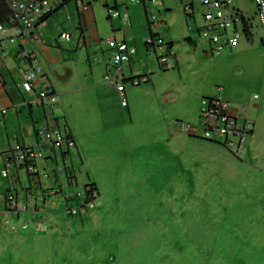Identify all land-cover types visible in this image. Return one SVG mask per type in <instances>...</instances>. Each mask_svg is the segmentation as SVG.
I'll return each mask as SVG.
<instances>
[{"label":"rangeland","instance_id":"374dc122","mask_svg":"<svg viewBox=\"0 0 264 264\" xmlns=\"http://www.w3.org/2000/svg\"><path fill=\"white\" fill-rule=\"evenodd\" d=\"M116 1L121 14L128 16L140 55L137 63L152 68L151 81L139 86L124 83L127 107L103 89V78L95 95L64 93L56 85L59 97L45 109L47 116L60 128L82 135L79 141L75 138L82 161L75 149L66 154L65 149H55L51 154L39 135L33 148L47 159L37 162L38 181L19 170L9 185L13 171L3 178L0 166V196L29 190L38 201L34 213L8 215L0 200V264H264V45L254 3L233 0L250 19V39L243 37L239 45L211 55L203 53L206 43L194 23V31L187 30L191 22L178 0ZM94 7L104 44L105 32L112 34L108 10L101 0ZM151 15L157 22L163 20L173 35L169 38L161 29L163 47H156L155 53L145 50ZM116 21L120 30L126 29L122 20L112 19ZM45 23L36 28L39 37L63 57L85 64L87 56L90 61L98 57L92 48H67L73 37L56 41L62 31L70 33L64 9ZM187 37L197 45L196 53ZM169 42L175 59L159 64ZM169 90L174 95L165 101L163 94ZM216 96L247 106L246 117L254 122L239 159L176 127L187 123L201 131V101ZM39 115L41 122L35 121L43 131L46 118L41 107ZM25 123H31L28 109L20 118V124ZM6 132L0 129V146L9 148L17 140H7ZM62 166L55 176L56 167ZM92 183L97 191L94 207L86 215L66 213L65 201L73 206L71 197ZM45 217L43 226L40 220ZM7 220L9 226L3 223Z\"/></svg>","mask_w":264,"mask_h":264},{"label":"built area","instance_id":"2783aa9c","mask_svg":"<svg viewBox=\"0 0 264 264\" xmlns=\"http://www.w3.org/2000/svg\"><path fill=\"white\" fill-rule=\"evenodd\" d=\"M67 0H4L8 9V17L3 23H0V53L3 57H7L4 41L8 43H17L19 49L15 57L20 61H25L28 68L22 73L21 88L24 92L31 96L28 104L32 107L47 109L52 107L58 98L57 92L52 86L36 92L34 84L42 75V66L38 59L35 44L39 43L36 34V28L45 23L47 15L52 12L54 7L63 6ZM85 7L96 3V0H82ZM131 2H140L141 0H130ZM256 7V16L261 31V41L264 45V0H252ZM185 17L190 20L187 25L188 31L195 30L201 39L206 43V51L217 55L223 49H230L240 43L245 38L244 19L242 13L233 5V0H180ZM110 17L121 18L124 25H128V17L126 13L120 14L112 9L109 10ZM151 26L159 28L163 26V22H157L154 15L149 17ZM60 40L68 41L69 34L61 33L58 37ZM161 44L158 38L149 37L146 41L147 50L155 51L156 47ZM193 51H198L197 45L193 44ZM135 53L133 47H129L124 43L116 44L111 53L112 66L120 71L122 63L130 60L131 55ZM169 55L172 51L169 50ZM158 62L164 64L165 58H159ZM43 77V75H42ZM104 82L115 88L119 95V101L122 107L126 106V97L124 94V84L120 77H113L107 72L103 77ZM146 76L133 77L130 83L133 86L146 83ZM254 95L251 100L256 99ZM247 107L244 105H232L220 96L203 98L200 104V124L201 131L196 127L187 123H177L176 127L185 135L196 137L217 145L222 146L228 153L236 158H240L244 153V142L251 136L254 123L246 117ZM5 110L0 108V114H4ZM43 147L49 149L53 154L55 149H65V154L75 149V144L71 138L66 126L60 128L54 126L46 128L39 132ZM66 156L63 157L65 159ZM44 158L40 152H35L34 148L23 146L15 141L5 152L3 159V169L1 176L7 178L11 170H24L26 174L33 180L38 181L37 162ZM64 166V165H63ZM62 167H56L55 176L63 170ZM97 197V191L91 187H84L82 192H77L72 196L70 201L75 204L68 206L65 201L66 213L71 216L86 215L93 207L94 200ZM27 201V202H25ZM43 201V199L41 200ZM4 212L5 214L34 213L38 201L33 199L29 194V190L19 195L17 192H9L4 195ZM1 223V222H0ZM9 226V221H4ZM22 229H26L27 225L23 224ZM13 227H9V231H13Z\"/></svg>","mask_w":264,"mask_h":264},{"label":"crops","instance_id":"0c3cea01","mask_svg":"<svg viewBox=\"0 0 264 264\" xmlns=\"http://www.w3.org/2000/svg\"><path fill=\"white\" fill-rule=\"evenodd\" d=\"M101 1L103 2V6L106 8V10H108L107 20L110 21V29L112 32L111 34L109 29L107 30V32H105L104 36H107V39H105L104 44L102 43V34H100L98 28L96 8L94 7V5L98 3V0H96V3L88 5L87 7H85L86 3L82 0H67L62 7H54L52 9V12L46 17V19L49 18L61 8L65 10L67 20L69 22L70 33L66 31H62L61 33L69 34L70 38L68 41H65L60 40L58 36L57 40H55L69 42L73 37L74 40L72 44H65L67 48H73V46H77L85 48L86 51L88 48H92L93 55H96L98 57H94L90 61V58L87 56L86 64L83 61L77 62V58H68L66 55L65 57H63L62 52L59 51L58 48L52 46L53 44H51L50 42L42 40L36 30V34L39 38V43L35 44L34 48L36 50V53H38L39 57L41 58V64H43V77L42 75L41 77L39 76L38 80L34 84V90L36 92L44 89L47 86H52L57 92L56 85H60V90L64 93H79L82 91H87L88 93L90 92L91 95H95V91L98 88L103 87V85L101 84V79L107 72H109L113 77H120L124 83H130L131 78L139 76H146L148 82L151 81L150 74H152V68H150V66L137 63L140 55L137 51V46L134 44V35L132 34V37L130 35L129 24L124 25V27L126 28L125 30H120L118 22H112V19H116L117 17H110V9L121 14L117 1L113 0V5L110 4V0ZM138 3L145 4V0H141ZM118 19L122 20L121 18ZM245 19L249 21V25L251 27L250 19L246 17ZM160 21L164 22L163 20ZM45 24L46 23H44L43 25ZM161 29H164L163 33L165 34L168 31L169 38L173 36L171 35V33H169V27H167V30H165L164 25L160 26L159 28L152 27L151 29H149V37L158 38L160 40L161 44L158 46L159 48L161 46L163 47V39L160 35V32L162 31ZM179 37H181V35H179ZM187 39L188 37L186 38V41ZM59 43L60 42H57V46H59ZM118 43H124L127 46L133 47L135 49V53L131 55L130 60L126 63L121 64L120 71H117L110 64L111 53ZM172 46V42L166 44V55L169 49L172 50ZM5 47L8 56L3 57L0 53V108H3L5 110L4 114H0V120H2L0 129L8 130L5 135L7 140H9V137H11L13 138V140H17L16 142L20 143L21 145L33 148L37 145L39 132H41L38 131V122H36L35 120H39V122H41V116L39 115V108L35 109L36 107H32L28 104V102L31 100V96L24 92L21 88V83L23 80L22 73L28 68V64L27 62L20 61L15 57L19 49L18 45H15V43H9V45ZM134 55H137L135 59L136 62H134V60L132 59ZM170 58L175 59V54ZM80 65H82L83 68L78 73ZM47 72H49V74ZM74 76H78L77 80H75ZM82 82H85L86 84L84 83L83 85ZM105 85L107 87L105 86L103 89H109L112 93L116 94L119 99L117 90L107 85L106 83ZM152 93L155 94L153 87ZM124 94H126L125 86ZM169 94L174 95V92L171 90L165 92L163 94V98L165 101L168 100ZM125 107H127V104ZM26 109H28L29 111V120L31 121V123H25L24 125H21L20 118L25 114ZM42 110L46 118L44 121V128H50L56 125L58 126L57 120L47 116L46 110ZM68 132L74 141L76 155L78 156L79 160L82 161L81 151L80 149H78L79 146H77V142L75 140V138H77V141H79L82 135L75 131L72 132L69 128ZM90 137L91 135L89 133L86 134V138ZM7 150L8 148L2 145L0 146V166L3 164V159ZM11 171H13V176L10 178V181L8 180L9 185L16 180L19 172V170ZM3 199L4 196H0V200L3 201ZM40 223L41 225L46 226V217L44 221L40 220Z\"/></svg>","mask_w":264,"mask_h":264},{"label":"trees","instance_id":"16d2710c","mask_svg":"<svg viewBox=\"0 0 264 264\" xmlns=\"http://www.w3.org/2000/svg\"><path fill=\"white\" fill-rule=\"evenodd\" d=\"M8 17V9L6 6V3L4 2V0H0V23H3L6 18ZM244 22V28L243 31L245 33V36L250 39L251 37V33H250V28L248 26V21L247 20H243ZM89 187L93 188L96 190L94 184H90Z\"/></svg>","mask_w":264,"mask_h":264},{"label":"clouds","instance_id":"9594fccd","mask_svg":"<svg viewBox=\"0 0 264 264\" xmlns=\"http://www.w3.org/2000/svg\"><path fill=\"white\" fill-rule=\"evenodd\" d=\"M144 1V0H143ZM146 1H155V0H145V2ZM160 1V0H159ZM178 2L180 3V0H178ZM253 2V1H252ZM136 3V2H135ZM138 3V2H137ZM181 4V3H180ZM233 5H234V2H233ZM60 7H62V6H60ZM235 7V6H234ZM236 8V7H235ZM237 9V8H236ZM239 10V9H238ZM240 11V10H239ZM241 12V11H240ZM242 13V12H241ZM242 16H243V14H242ZM150 17V16H149ZM257 17V16H256ZM243 19L244 20H247V19H245V17L243 16ZM248 21V20H247ZM257 21H258V19H257ZM160 22V21H159ZM164 24H165V22H163ZM248 23H249V21H248ZM248 26H249V28H250V25L248 24ZM259 26V25H258ZM261 32V31H260ZM245 38L248 40V38L245 36ZM187 42H189V44H191L192 45V47H193V44H195L190 38H188L187 39ZM262 42V41H261ZM239 45V44H238ZM145 47H146V50H147V45H146V43H145ZM170 51H172L171 49H169ZM169 50H168V52H167V55H165V56H163V57H160V58H165L166 59V61H167V58L169 59L171 56L173 57V55H174V52L172 51V55H169ZM192 50H193V48H192ZM148 51V50H147ZM155 51H156V49H155ZM154 51V52H155ZM194 52V51H193ZM195 53V52H194ZM205 54V53H204ZM158 60H159V58H158ZM160 64V63H159ZM166 64V62L164 63V64H162V65H165ZM140 77V76H139ZM132 79V78H131ZM130 79V80H131ZM148 82V81H147ZM123 84H124V82H123ZM131 84V83H130ZM142 84H144V83H142ZM132 85V84H131ZM133 86V85H132ZM137 86H139V85H137ZM252 101V100H251ZM247 107V106H246ZM247 113V112H246ZM254 123V122H253ZM253 133V132H252ZM252 135V134H251Z\"/></svg>","mask_w":264,"mask_h":264}]
</instances>
